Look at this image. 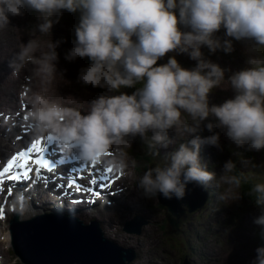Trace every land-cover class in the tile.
I'll use <instances>...</instances> for the list:
<instances>
[{
  "label": "clouds",
  "instance_id": "obj_1",
  "mask_svg": "<svg viewBox=\"0 0 264 264\" xmlns=\"http://www.w3.org/2000/svg\"><path fill=\"white\" fill-rule=\"evenodd\" d=\"M26 8L39 14L32 32L50 36L63 10L78 12L65 59L87 57L78 81L113 93L96 97L83 111L52 100L48 86L63 74L57 70L62 40L49 39L43 47L28 40L9 66L15 76L29 62L34 65L38 83L26 102L38 134L52 135L66 155L76 148L81 160L103 161L131 177L146 199H182L194 182L216 189L217 201L227 206L253 181L247 194L260 206L254 223L264 239V178L244 170L258 165L234 151L236 158L227 159L218 173L201 157L204 145L222 150L221 132L236 149L264 150V0H0V30ZM235 42L246 44V67L232 71L210 58L217 51L231 53ZM178 54L194 65L184 66ZM133 87L131 93L121 91ZM216 88H230L233 95L213 103ZM204 129L209 134L202 136ZM136 136L153 154L176 147L163 154L162 164L135 173L128 149ZM13 207L20 214L27 210L26 204ZM255 252L251 264H264V244Z\"/></svg>",
  "mask_w": 264,
  "mask_h": 264
},
{
  "label": "rangeland",
  "instance_id": "obj_2",
  "mask_svg": "<svg viewBox=\"0 0 264 264\" xmlns=\"http://www.w3.org/2000/svg\"><path fill=\"white\" fill-rule=\"evenodd\" d=\"M38 15L36 11L26 8L23 15L10 17L14 23L19 22L15 25L10 22V25L15 28L11 33L18 39V46L9 47V38L6 37V32H9L7 30H10V28L6 27L3 29L4 36L2 32L0 33V58L3 56L2 51L4 50H8L14 55L15 51H18L24 44L22 40H29L30 37L35 38L42 47L49 39H61L62 42L57 48L59 55L57 70L64 72L65 53L73 46L75 26L78 23L79 14L63 10L59 21L53 25L52 36L32 32V27L39 22ZM245 47L246 44L244 42H235L234 50L231 53L217 51L211 54L210 58L232 71L239 70L247 66ZM205 53L207 55V50H205ZM260 54L264 56L263 52H260ZM168 55H171V53L166 54L158 63L166 62ZM60 58H62V62ZM177 59L186 67H191L195 63L185 54H178ZM2 61L0 59V70L3 67L9 77H21L19 72L13 76L11 74L12 68L9 65L2 66ZM67 63L69 70H71L67 73V76L57 73L56 79L50 84L51 87H54L52 90L57 89L56 84L60 87L58 91L61 95L54 96L59 99L57 100L58 102L61 103L62 100L67 99L65 103L69 105L61 104L62 106L74 108L72 106L77 105L83 111L87 109L89 103L82 99L81 95L91 97L113 94L108 93L107 89L93 88L91 85H84L78 81L77 77L80 69L87 65L85 57H78L72 61L67 60ZM30 65L34 66L29 62L22 69L26 71L31 67ZM31 76L37 79L33 74ZM70 89H75L76 91L71 93ZM121 91L124 90L121 89ZM232 95L233 91L230 88H216L211 93V102L220 103ZM15 100V98L11 97V102L8 100L5 103L12 106ZM1 123H3L1 128L3 127L4 131L7 132L4 128L6 122L2 120ZM208 134L206 129L200 133L202 136ZM131 139L132 146L128 149V152L136 162L134 170L137 164L140 163L143 167L141 172L144 171V168L146 170L156 164H162L163 154L176 147V145H171L167 149L161 148L159 154H153L139 136ZM221 143L223 146L222 150L208 145H204L201 148V157L208 162L210 168H214L219 172L227 159L236 158L233 155L234 151H241L245 157L251 158L258 165L254 170L244 169L246 175L264 178V150L244 152L243 149H236L235 145L227 139L223 132H221ZM5 149L3 148L1 152ZM119 182H121L123 188L127 182V190L128 183L129 187L135 188L133 187L134 180L131 177L129 180L122 178ZM252 182L249 181L247 183L249 184L247 189H243L245 184L242 186V196L239 201L232 202L227 206L217 201L216 189H206L208 192H204V195H208L207 202L194 211H189L185 208L178 222L172 225L169 221L172 213L167 206L159 201V196L157 199H146L138 191L137 194H130L129 197L127 196L129 194L128 191H122L116 201L111 200L114 203L112 207L100 205L101 213L95 212L92 213L93 215H82V211L69 212L70 216L79 221H84L82 223L83 226L85 228L89 226L92 233L87 236L86 240L78 238V235L84 232L83 228L80 227L78 234L67 235L62 240H72L76 237V240L83 242V247L85 245H95L102 249V253L100 255L95 254L93 257V259L99 258L96 263L89 261V259H85V261L83 258H80L78 263L60 258L59 261H52L50 264H186L185 260H187L188 264H249L256 255L255 249L259 245L264 244V239H258L257 237L261 234V226L254 223V218L260 214V206L256 204L254 196L247 194ZM2 196H6L5 193ZM124 199L128 200L129 205L132 207L127 206L124 203ZM168 200L173 204L181 201V199L174 197ZM183 201L186 202V200ZM52 206L50 204L48 206L44 205L43 210L39 212H24L23 214H18L15 208H11L8 205L5 206L6 214L4 220L0 219V247L2 248L0 252L4 256L10 254L13 261L26 264L22 260L24 249L26 248L34 254L44 243L34 245L31 242L32 233L26 230L34 227L47 229L49 228L47 225L52 226L50 222L47 225L43 224V221L47 219L45 217L47 215H52L57 219L66 215L61 208ZM183 207L186 206L183 204ZM96 210H98L97 207L91 209L93 212ZM57 213L62 215L58 216ZM12 232L17 240H10L8 237ZM91 236H96L98 240H93ZM41 240L44 239L42 238ZM13 246L17 249V254ZM77 254H80V252H77ZM24 259L27 264H38L32 261L33 259L29 255L24 256Z\"/></svg>",
  "mask_w": 264,
  "mask_h": 264
},
{
  "label": "bare ground",
  "instance_id": "obj_3",
  "mask_svg": "<svg viewBox=\"0 0 264 264\" xmlns=\"http://www.w3.org/2000/svg\"><path fill=\"white\" fill-rule=\"evenodd\" d=\"M10 22L13 23L14 25L19 23V22L18 23H14L12 21V18H10ZM8 27L10 28V30H7L9 32H6V37L9 38V43H8L9 47L10 48H14L15 46H18V41H17L18 39H16L15 35L13 33H11V31L13 32V30L15 28L13 26H11V25H9ZM1 32L3 33V36H4L3 30H0V33ZM30 39L36 40L33 37H30L29 40ZM27 41L28 40H26V39L22 40L23 43H26ZM15 52H17V50ZM2 54H3V56L0 58L1 60H3L2 61V66L9 65V59H12V57L14 55H12L8 50L2 51ZM60 61L62 62V58H60ZM64 66H65L64 69H63L64 72H62V73H63L64 76H67V73L69 71H71V70H69V68H68V63H67L66 59H64ZM33 69H34V66L29 67V69L26 70V71L21 69L19 71V73H21V77L20 78H18V77H9L7 75V73H6V71H5L6 69L4 70L3 67L0 70V154H2V155H6V154L11 153V147H9V144L11 143V136H10V134L8 132H5L3 128H1V125L3 124V123H1V121L2 120L5 121V119H6V116L4 115V113H9L12 116H14V114L11 111L5 110L6 106H11V105H7L5 102L8 101V100H10V102H11V97L20 98V93L22 91H26V94L29 95L30 94L29 89L30 88H35L37 86V83H38L37 79H34L31 76V74H33ZM55 79L56 78H54L53 80H55ZM52 88H54V87H51L50 85L48 86V95L50 96V98L52 100H56L57 101L59 99L54 97V96L61 95V93L58 91V89L60 87H58L57 84H56V88L57 89L52 90ZM75 91H76L75 89H70L71 93L75 92ZM95 97H98V96L87 97L85 95H81V98L85 99L88 103H90L92 100H94ZM66 100H62L60 104H62V105L63 104H68V103H65ZM72 107L80 109V107H78L77 105H73ZM14 108L16 110H18V111L20 110V108L17 105H14ZM4 116H5V118H4ZM22 116H23V112H21L18 115V118H21ZM170 135H172V133ZM169 147H171V145ZM3 148H6V149L1 152V150ZM142 168L143 167L141 166V164L138 163L136 168H135V170H134V172L135 173H142L141 172ZM144 171H145V168H144ZM106 176L110 177V179L107 177V179H106L107 182L102 180L103 177H106ZM79 178H80V180L83 181L82 183H80V186L82 187V189L84 188V190H82V191L85 194L94 193V191H92L90 186L96 185L95 187H97V184L100 181H102L103 185H104V186H102V189L104 190L105 196L101 197L100 199L103 200V201H109V205H114V203L111 200H115L116 201L117 200V196L121 195L122 191H124V190L128 191V193H129L127 195L128 197H129L130 194H137V190L135 188L133 189L131 185H130L131 187H129V183H128V190H127V182L125 183L124 188L121 185V182H119L120 180H122V178H125V179L129 180L130 177L125 176L122 173L115 172L114 170L109 171V167H107V166L104 167V168L96 169L93 172V174H91L89 176H85V175L81 174ZM109 180H110V182H113V185L109 184L110 183ZM41 183L42 184L40 185L38 182L33 181L32 185H35L37 187L34 190H25L24 192H15V191L12 192L10 204L15 205L16 208H18L21 204H26L27 205V210H26L27 212H39V211H41L43 209L44 205L48 206L50 204V206H51V205L54 204L56 207H59V206L64 207L65 208L64 211H82V215H90V214L95 213V212H98V213L100 212L101 213L102 209L100 208V205H102V204L100 202V199L98 200V198H97V200L95 202L90 203L95 198L93 196L92 197H88L89 203L88 204L87 203L84 204L83 203V198H81V197H75L76 199H74L73 197L70 198V196H67L65 193H63V191H61V189L58 186H56L53 183H50L48 180H47V182H41ZM60 184H61L62 187L68 188V186L65 185L64 181L61 180ZM76 185H78V184H76ZM117 192H119V193H117ZM162 200H163L164 203L168 202L167 198H165V197H163ZM124 203L127 206L132 207L131 205H129V201L128 200L124 199ZM87 206H90V208H94L96 206L98 208V210L93 212V211L89 210ZM91 232H92V230H91ZM7 235H9V234H7ZM85 235H87V234H85ZM8 237L10 238V236H8ZM89 238H90V236H89ZM7 242H9V241H7ZM97 243H98V241H97ZM25 246H28V245H25ZM28 248H30V247H28ZM0 251H2L1 247H0ZM1 254L2 253L0 252V257H1L0 264H20L19 262L13 261L11 259L10 254L6 255V256H4L3 254L1 255ZM5 254H7V253H5ZM32 261H34V260H32Z\"/></svg>",
  "mask_w": 264,
  "mask_h": 264
},
{
  "label": "water",
  "instance_id": "obj_4",
  "mask_svg": "<svg viewBox=\"0 0 264 264\" xmlns=\"http://www.w3.org/2000/svg\"><path fill=\"white\" fill-rule=\"evenodd\" d=\"M46 218L48 221L44 220V225L51 223L53 225L59 226L52 229H43L40 227L27 229L26 231L32 233L33 237H31V242L34 245H38L42 242L44 243L34 254H32L28 249L25 248L23 251L24 256L29 255L38 264H50L52 261H59L60 258L66 261H74L76 263L79 262L78 260L80 258H83L84 260L89 259L91 262L98 261L97 258L93 259V257L95 256V254L100 255L102 253V249H99L95 245H85L83 247V242H80V240H76V237H74L72 240H62L67 235L71 234L72 236V234H78L80 227L83 228L85 233H80L78 235V238L86 240L87 236L92 233L90 227L86 226L88 228H85L81 224L69 221L71 220L69 218L63 220L54 219V216H48ZM96 236H91V238L93 240H98ZM42 238L44 240H41ZM77 252H80V254H77Z\"/></svg>",
  "mask_w": 264,
  "mask_h": 264
},
{
  "label": "snow or ice",
  "instance_id": "obj_5",
  "mask_svg": "<svg viewBox=\"0 0 264 264\" xmlns=\"http://www.w3.org/2000/svg\"><path fill=\"white\" fill-rule=\"evenodd\" d=\"M39 141L35 142L33 144V148L36 149L37 152L41 151V149L39 148ZM20 157L22 158H25V163L27 162L28 159H31L30 155L26 156L25 153H19L18 154ZM17 159L16 156H13L12 157V160L9 161L8 163V167H5L2 171H0V180H2L4 178V175L5 173H8L9 172V169L12 168L14 165H13V162ZM20 167L23 168L24 167V164H20ZM112 169L109 168V171H111ZM8 179L10 180H21V179H27V171H25L23 174H20V173H17L16 175L14 176H8L7 177ZM3 215V210L0 209V216Z\"/></svg>",
  "mask_w": 264,
  "mask_h": 264
},
{
  "label": "trees",
  "instance_id": "obj_6",
  "mask_svg": "<svg viewBox=\"0 0 264 264\" xmlns=\"http://www.w3.org/2000/svg\"><path fill=\"white\" fill-rule=\"evenodd\" d=\"M248 186H249V184L245 183V185L243 186V189H245V188L247 189Z\"/></svg>",
  "mask_w": 264,
  "mask_h": 264
}]
</instances>
